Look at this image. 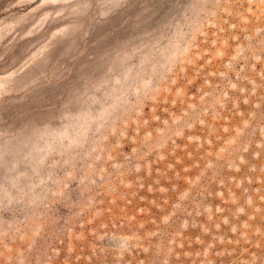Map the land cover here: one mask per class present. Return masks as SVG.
<instances>
[{
  "label": "rangeland",
  "instance_id": "rangeland-1",
  "mask_svg": "<svg viewBox=\"0 0 264 264\" xmlns=\"http://www.w3.org/2000/svg\"><path fill=\"white\" fill-rule=\"evenodd\" d=\"M0 264H264V0H0Z\"/></svg>",
  "mask_w": 264,
  "mask_h": 264
},
{
  "label": "bare ground",
  "instance_id": "bare-ground-1",
  "mask_svg": "<svg viewBox=\"0 0 264 264\" xmlns=\"http://www.w3.org/2000/svg\"><path fill=\"white\" fill-rule=\"evenodd\" d=\"M65 39H66V37H65ZM66 49L67 48H73V44H71V42L70 43H68L67 45H66V47H65ZM24 64L21 66V68L20 69H23L24 68ZM2 82H4V81H2Z\"/></svg>",
  "mask_w": 264,
  "mask_h": 264
}]
</instances>
